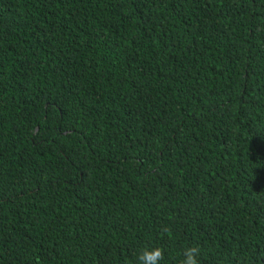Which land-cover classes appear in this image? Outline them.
<instances>
[{
  "label": "trees",
  "instance_id": "1",
  "mask_svg": "<svg viewBox=\"0 0 264 264\" xmlns=\"http://www.w3.org/2000/svg\"><path fill=\"white\" fill-rule=\"evenodd\" d=\"M193 244L264 264V0H0V264Z\"/></svg>",
  "mask_w": 264,
  "mask_h": 264
},
{
  "label": "clouds",
  "instance_id": "2",
  "mask_svg": "<svg viewBox=\"0 0 264 264\" xmlns=\"http://www.w3.org/2000/svg\"><path fill=\"white\" fill-rule=\"evenodd\" d=\"M163 231H170L165 228ZM202 249L198 244L184 248L180 264H200L199 257ZM165 259V249L163 246L145 247L137 255L139 264H160Z\"/></svg>",
  "mask_w": 264,
  "mask_h": 264
}]
</instances>
